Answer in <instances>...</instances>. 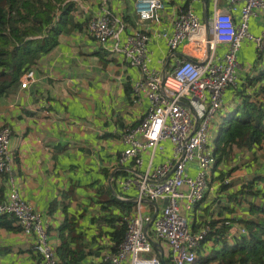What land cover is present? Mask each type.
<instances>
[{"label": "crops", "instance_id": "0c3cea01", "mask_svg": "<svg viewBox=\"0 0 264 264\" xmlns=\"http://www.w3.org/2000/svg\"><path fill=\"white\" fill-rule=\"evenodd\" d=\"M75 1L80 7L81 22L96 17L104 5L103 0ZM137 1L107 0L106 5L113 16L126 24L123 39L135 30L145 31L151 36L148 66L151 70L167 74L172 71L175 63L170 57L167 42L157 37L156 33L164 30L172 32L174 16L188 6L191 0H164L167 10L160 25L141 24L138 21ZM227 5L226 0H219L217 4L214 0L192 4L194 12L203 22L212 18L216 6L218 9H226ZM239 15L240 9L235 13L236 20ZM261 20L262 15L258 20L250 21V32L256 36L262 26ZM253 48L252 42L243 43L238 57V61L243 63L242 68L248 59L253 60ZM184 51L180 47L176 53L181 61L186 59ZM223 52L224 49H221L220 53ZM30 72H34V79L26 89L20 85L7 97L0 98V128L7 126L11 130L10 150L15 161L12 174H0V199H7L9 181L13 179L21 198L41 214L50 244L56 252L61 244L58 228L66 218L65 207L68 208V217H79L80 231L91 240L100 226L106 225L104 220L99 221L101 214H98L103 212V201L113 197L118 199L121 194L127 198L136 196L135 188L128 192L122 191L120 181L168 162L173 157V146L169 141H164L160 145L161 149L155 153L151 150L141 153L142 166L138 165L137 160L123 168L117 166L118 157L127 148L122 141L123 133L140 124L148 112L150 102L145 97H134L137 68L131 66L123 56H111L104 51L88 31L62 37L60 46L44 56ZM240 76L239 73L237 87L226 92L225 105L220 115L225 111L232 115L239 105L236 91L242 83ZM128 85L132 93L127 92ZM107 101H111V106L119 105L118 118L106 116L104 106ZM216 136L212 135V140ZM256 157L239 150L230 162L224 163L218 170L212 168L205 200L190 211L182 203V214L189 219L191 229L194 226L199 231L207 221H230L228 227L232 228V232L227 235V241L234 244L235 237L244 228L241 222L255 217L250 214V208L245 202L239 204L229 199V196L243 186L244 180L262 178L258 186L264 184V150ZM232 169L230 176H227V172ZM220 171L226 174L225 179L232 180L230 185L215 180ZM195 175V171L190 173V177ZM223 186L227 189L221 190ZM183 191L187 192V187ZM147 205L152 214H158L161 209L160 205L158 208L149 203ZM112 210L115 211V208ZM104 211L109 212L110 209ZM83 214L86 217H82ZM105 228L108 230V227ZM152 238H155L154 232ZM107 242L111 243L106 237L101 243L102 247ZM157 242L159 247L156 246V249L160 248L161 260L163 264H168L164 260H171L170 247L165 242ZM220 248L221 244L210 241L204 245L202 253L209 256ZM102 253L100 257H88L83 264H100ZM39 262L40 255L34 250L32 239L12 219L1 220L0 264ZM198 262L199 257L196 264Z\"/></svg>", "mask_w": 264, "mask_h": 264}, {"label": "built area", "instance_id": "2783aa9c", "mask_svg": "<svg viewBox=\"0 0 264 264\" xmlns=\"http://www.w3.org/2000/svg\"><path fill=\"white\" fill-rule=\"evenodd\" d=\"M200 1L191 0L186 9L174 16L172 32L156 33L167 42L175 63L167 74L148 66L151 36L147 32L135 30L123 39L127 26L109 11L107 0H103L101 13L88 23V33L104 51L111 56H123L137 68L134 97H145L150 102L140 124L123 133L122 141L127 148L118 157L117 166L123 168L135 160L142 166L141 153L147 150L155 153L164 141L173 146V157L168 162L120 181L122 191L136 189V196L131 198L135 207L124 217L127 226L125 240L117 253L104 256L105 262L162 264L160 258L151 256L156 248L153 242L161 241L170 247L173 264H196L197 250L212 232V222L209 221L193 232L189 219L182 214V203L190 211L206 198L211 171L217 161L212 124L224 108L226 92L238 85L242 69L238 57L242 45L249 40L256 45L257 53L264 54V22L261 35L256 37L250 32L251 19L261 18V15L264 19V0H226L227 8L218 9L216 6L212 18L206 22L200 20L192 6ZM214 2L217 4L219 0ZM239 9V19L236 20L235 13ZM166 10L164 0L136 2L141 24L160 25ZM180 47L185 50L186 59L183 61L176 56ZM221 49H224L222 54ZM33 79L34 72L26 73L21 78V87L26 89ZM10 140V128L2 127L0 174L13 172L15 161ZM192 171L196 173L194 177H190ZM231 182L226 178L224 184L228 186ZM184 187L187 192L183 191ZM9 188L7 199H0V216L14 218L22 232L32 239L33 248L40 255L38 264H58L41 214L21 198L13 179L9 181ZM118 199L131 200L124 194ZM148 203L157 208L161 206L152 226L155 238L146 230L152 214ZM225 225L230 226L231 222L226 221ZM239 233L245 236L248 231L244 227Z\"/></svg>", "mask_w": 264, "mask_h": 264}, {"label": "trees", "instance_id": "16d2710c", "mask_svg": "<svg viewBox=\"0 0 264 264\" xmlns=\"http://www.w3.org/2000/svg\"><path fill=\"white\" fill-rule=\"evenodd\" d=\"M186 7L187 5L184 9ZM80 14V7L75 0H0V98L7 97L12 90L18 89L21 78L44 56L58 48L62 37L88 31L89 19L81 22ZM242 73V83L236 91L240 103L219 128L213 141L217 170L224 163L230 162L234 153L239 150L249 152L256 159V155L264 150V54L258 52L253 65ZM127 92L132 93L129 85ZM232 171L233 169L227 172V176ZM225 177L226 174L220 171L215 180H221L225 185ZM260 180L262 178L247 181L229 196V199L239 204L245 202L250 208V214L255 217L241 222L248 234H239L231 245L227 241V235L232 232V228L225 225V220H213L210 236L197 250L199 264H264V184L259 187ZM223 189L226 190L227 187L223 186L221 190ZM258 200L260 203H257ZM103 202V212L98 214H101L99 221L104 220L106 225L100 226L91 240L80 231L79 217H68V208L65 207L66 218L58 228L61 239L56 251L58 264H83L88 257H100L103 251L105 254L102 253L100 264H111L104 261V256L117 253L125 240L127 226L124 217L132 212L135 203L123 202L114 197ZM106 208L110 211H104ZM85 214L82 217H86ZM8 218L16 222L7 215L0 216V221H7ZM192 231L196 232L197 228L193 226ZM150 235L153 236L151 229ZM106 237L111 243L107 242L102 247L101 243ZM210 241L221 244V248L208 256L202 252L204 245ZM162 248L165 251L163 246ZM151 256L161 259L156 248ZM164 261L172 263V259Z\"/></svg>", "mask_w": 264, "mask_h": 264}, {"label": "rangeland", "instance_id": "374dc122", "mask_svg": "<svg viewBox=\"0 0 264 264\" xmlns=\"http://www.w3.org/2000/svg\"><path fill=\"white\" fill-rule=\"evenodd\" d=\"M258 20V19H256ZM264 22V19L261 20ZM262 22V24H263ZM263 32V27L261 26V29H260V32H259V35H261ZM257 37V36H256ZM249 41V40H248ZM251 42V41H250ZM245 47V46H244ZM257 55V49H256V45L254 44V48H253V60L250 61V59H248L249 61L245 62L244 65H243V68L239 71V73H242V72H245L246 69H249L252 65H253V62L255 60V56ZM240 64H243V63H240ZM244 73H242L243 75ZM105 107V111H106V116L110 115V117L113 119V117L115 116V119L118 118V109L119 108V105L116 106L114 104V106L112 105L111 106V101H107V104L104 106ZM230 116V112L229 111H225L223 114L221 115H218L214 122H213V126H212V129H211V135L216 136V133L217 131L219 130V128L222 126V123L228 119ZM121 119H123V117H121ZM247 181L244 180V183H246Z\"/></svg>", "mask_w": 264, "mask_h": 264}, {"label": "water", "instance_id": "95a60500", "mask_svg": "<svg viewBox=\"0 0 264 264\" xmlns=\"http://www.w3.org/2000/svg\"><path fill=\"white\" fill-rule=\"evenodd\" d=\"M156 216H157V212H155V213L153 214V216L151 217L150 221L148 222V224H147V226H146V230H148V229L151 228V226H152V224H153V222H154ZM153 244H154L155 246H158V245H159L158 242H156V241H154Z\"/></svg>", "mask_w": 264, "mask_h": 264}, {"label": "clouds", "instance_id": "9594fccd", "mask_svg": "<svg viewBox=\"0 0 264 264\" xmlns=\"http://www.w3.org/2000/svg\"><path fill=\"white\" fill-rule=\"evenodd\" d=\"M1 128H2V127H1ZM1 216H2V215H1ZM152 216H153V214H152ZM152 216H151V217H152ZM151 217H150V219H151ZM156 217H157V216H156ZM149 221H150V220H149ZM152 226H153V224H152ZM152 226H151V228H150L151 230H152ZM150 229H148V231H150ZM156 242H157V241H156ZM161 261H162V260H161ZM163 263H164V262L162 261V264H163Z\"/></svg>", "mask_w": 264, "mask_h": 264}]
</instances>
